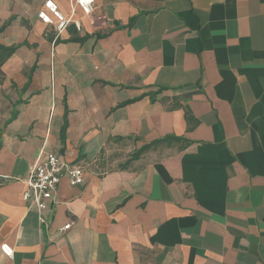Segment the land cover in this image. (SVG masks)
<instances>
[{
    "label": "crops",
    "instance_id": "obj_1",
    "mask_svg": "<svg viewBox=\"0 0 264 264\" xmlns=\"http://www.w3.org/2000/svg\"><path fill=\"white\" fill-rule=\"evenodd\" d=\"M46 1L0 0V264H264V0ZM50 153L86 183L39 216Z\"/></svg>",
    "mask_w": 264,
    "mask_h": 264
},
{
    "label": "built area",
    "instance_id": "obj_2",
    "mask_svg": "<svg viewBox=\"0 0 264 264\" xmlns=\"http://www.w3.org/2000/svg\"><path fill=\"white\" fill-rule=\"evenodd\" d=\"M94 4L95 0H72V12L80 9L83 14L91 15ZM38 19L43 24L55 26L57 35H61L72 23L52 0L44 3L43 9L38 13ZM73 23L77 30H80V23L78 21ZM63 177H67L71 187H82L86 183L85 170L82 167L68 164L54 153L48 154L40 164L32 167L26 180L28 189L24 194V200L29 208L36 210L39 216L53 208L57 203V189ZM40 220L45 223L41 217ZM69 228L70 225H66L62 231ZM0 251L7 258L14 256V250L8 244H3Z\"/></svg>",
    "mask_w": 264,
    "mask_h": 264
},
{
    "label": "trees",
    "instance_id": "obj_3",
    "mask_svg": "<svg viewBox=\"0 0 264 264\" xmlns=\"http://www.w3.org/2000/svg\"><path fill=\"white\" fill-rule=\"evenodd\" d=\"M5 30V27L0 28V34ZM15 53L14 47H5L0 44V83L4 80V74L2 71L3 65L6 63V61ZM189 112H186V117L188 118ZM189 142L185 140L182 137H177L173 135L166 136L164 138L155 140L151 142L150 144L144 145L140 149L136 150L133 155L130 157V159L121 166V168L125 169L127 168L133 161H136L140 159L142 155L147 153L153 148L159 147L161 145L166 146H173V145H180V149L183 150L187 148Z\"/></svg>",
    "mask_w": 264,
    "mask_h": 264
},
{
    "label": "rangeland",
    "instance_id": "obj_4",
    "mask_svg": "<svg viewBox=\"0 0 264 264\" xmlns=\"http://www.w3.org/2000/svg\"><path fill=\"white\" fill-rule=\"evenodd\" d=\"M112 166V165H111ZM116 167V165L114 164L112 167H110V169H114Z\"/></svg>",
    "mask_w": 264,
    "mask_h": 264
}]
</instances>
